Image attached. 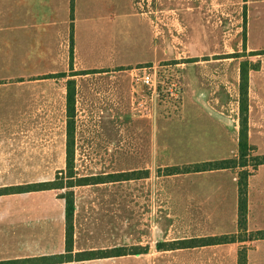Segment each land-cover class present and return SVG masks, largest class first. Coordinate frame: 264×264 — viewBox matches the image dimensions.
<instances>
[{
    "label": "crops",
    "instance_id": "1",
    "mask_svg": "<svg viewBox=\"0 0 264 264\" xmlns=\"http://www.w3.org/2000/svg\"><path fill=\"white\" fill-rule=\"evenodd\" d=\"M127 1V10L139 11L141 17L149 18L150 29L146 32L150 37L151 56L146 59L166 58L171 40L264 43V5L257 17L252 9L264 0H180V13L191 14L193 19L173 22L169 17L171 0ZM113 10L123 11L122 0H0V179L8 178L2 172H38V181L0 183V189L53 182L58 175L54 172L67 170L68 81L77 84L81 78L85 82L93 77L113 78L112 74L123 73L122 68H126L117 64L90 71L79 66L81 55L82 58L94 56L92 53L97 52L92 43L105 49L104 58H115L114 53L116 56L122 53L121 45L131 35V27L124 26L115 13L102 16L101 11ZM171 31L178 33L177 38ZM95 37L97 39L93 40ZM238 55V59H245ZM247 55L254 60L239 62V98L235 103L231 102V93L235 92L236 71L229 67L234 62L217 60L226 68L197 72L198 79L188 71L193 63L188 64L184 100L176 119L131 118L130 110H126L123 103L118 104L119 100L118 107L107 114L102 103L91 95L92 91L96 93L94 88H99L89 85V95L83 97V116L76 117L78 175L106 176L133 170L152 172V165H144L143 153L119 147L125 148L126 143L139 134L127 132L129 128L123 123H133L134 128L143 131L144 141L153 151L157 135L159 144H165L162 151L158 148L161 158L168 154L164 153L168 151L166 146L177 149L174 146L180 144L185 147L184 151L176 150L178 154L174 159L178 162L183 153V162L178 166L181 168L237 158L243 64L250 66L249 118H253L255 90L259 92L264 111V49L249 47ZM197 58V55L189 57ZM217 61L215 63L220 64ZM251 61H258L257 67H252L254 62ZM193 67L196 73L197 66ZM256 73L259 82L255 86ZM74 74L78 75L74 77ZM77 87L80 90V85ZM116 92L119 95L120 87H116ZM220 93L226 94V99L219 98ZM79 105L77 92V113ZM205 117L216 124L221 123L220 120L234 122L238 133L230 139L237 143L235 150L219 146L217 130L208 133L204 145L190 142L195 124ZM231 118H235L233 122ZM260 118H264V113ZM175 127L183 130L180 141V135L171 132ZM249 130L250 145L261 151L264 131L260 132L259 139L263 141L260 145L253 143L252 122ZM206 152L211 157H198ZM177 162L161 163L159 166L164 169H159L158 176L151 173L147 179L73 189L74 255L135 247L148 249L145 253L53 264H239L242 245L247 243L239 240L242 232L239 227V179L240 173L250 171V167L165 176L164 171ZM123 163L126 164L120 167ZM43 172H53L55 177ZM65 192L49 190L0 196V263L66 255ZM246 229V233L264 232V166L249 177ZM220 236H234L236 241L202 248L158 250L162 243ZM253 243L252 248H246L248 264H264V240Z\"/></svg>",
    "mask_w": 264,
    "mask_h": 264
},
{
    "label": "rangeland",
    "instance_id": "2",
    "mask_svg": "<svg viewBox=\"0 0 264 264\" xmlns=\"http://www.w3.org/2000/svg\"><path fill=\"white\" fill-rule=\"evenodd\" d=\"M105 2H109V0H105ZM181 2L182 1L180 0H171V7L169 8L172 11L171 14L169 15L171 21L172 22L177 21V20L192 21L193 16L191 14H187L184 12L180 13L178 4ZM127 3H129L127 0H122V7H123L122 12L120 10H117L116 12L115 10L111 12L101 11L102 16H105L106 14L109 15V14L115 13L119 17V19L124 23V26L131 27V35H129L128 39L125 42H123L121 45L122 53L118 52L117 56H116V53H114L113 55L115 56V58L107 59V58H104L103 56L104 54H106L104 53L105 49L102 46H99L98 43H92L91 46H94V49L95 48L97 49V52L92 53L94 54V56L87 55L88 57L82 58L83 55H81L79 58V61H80L79 66L81 68L82 67L86 68L90 71L99 70L102 67H105V66L110 67L111 65H117V64H122L126 68H122L123 73L112 74L114 76L113 78H111V76H106V77H101V78L93 77L94 79L89 80L87 82L82 81L83 78L78 79L77 85H80V90L77 89V92H79L80 105L78 106L79 111L77 113V116L79 118H82L83 116V109H84L83 107L84 98L83 97L89 95L87 92L88 86L93 85L95 87L97 86V88L99 89L94 88L96 90V93L92 91L91 95L96 98L97 102L100 101L102 103V108L106 110L107 114H109L111 110H113L114 108L118 107L116 105V102L119 100L118 104H120L121 102V104L123 103L124 107H127L126 110L127 109L130 110L132 114V115L130 114L131 118L134 117L135 119H138V120L140 119L141 120H153L156 118H164L166 120L176 119L179 112L181 111L182 103L184 100L185 87H186L185 86L186 85L185 75H187L186 70L189 68L188 64L193 63V65H191L188 71L192 73V77L194 76V78L196 77L198 79L199 78L198 73L203 72V70L208 72L210 70L215 71L216 68L218 69L220 68L223 69V67L226 68V66H222L220 61H217V60H222V59H229L231 60L229 62H234L233 65L229 66L230 68H234L236 71V75L234 77L235 92L231 93L233 95V98H231V102L235 103L238 101L237 99L239 98L238 96L239 92L237 91V88H238L237 69L239 66V62H242L247 59L252 60L253 58H250L247 55L249 47H252L253 49H264V43H256L252 41H250V43H246V42H243V43L242 42L183 43V42L171 40V42L169 43L170 53L168 56H166V58L157 59V60L146 59L151 56L150 55L151 50L148 48V46L151 45L149 43L150 37H147L148 34L146 32L148 28L150 29V24L147 21L149 20V18L141 17L139 11L135 10L132 12L130 10H127V7H129ZM263 5L264 3H259L258 6L256 7L253 6L252 9L256 17L258 15V11ZM252 21H254V16L252 18ZM201 28H209V27H201ZM171 35L176 36L178 35V33L176 31H171ZM175 38H177V36ZM95 39H97V37H95L93 40ZM117 45L119 46V44ZM237 54H239L238 56H244L245 59L234 58L235 56H237ZM192 55H197L198 58L189 59V57ZM139 58H143V59H139ZM216 61L219 62L220 64H216L215 63ZM206 62H214V64L216 65H206L207 64ZM251 62L256 63V64L252 63L251 64L252 67H257L258 61H251ZM139 63H143V64H139ZM194 63L197 65H194ZM143 66H156L159 72V79L161 81V90H162L161 94L162 95L160 97H157L154 100V102L151 103V104H154V111H153L151 118L136 117L135 112H133V106H132L133 83H132L131 76H130V70L136 67H143ZM193 66H197L196 73L194 69H192V68H195ZM107 69H112V68H107ZM208 78H209V75H208ZM258 82H259V75L258 73H256L254 75L255 86L257 85ZM172 84H177L179 86V93H178L177 98L171 96L169 93V90L171 89ZM116 87H120L121 89V92L119 93V95L116 92ZM137 91L141 93L143 92L141 89H137ZM99 92H101L100 95L99 96L96 95ZM253 95H254V99L252 100V105L254 107L253 118H249V126H250V122H252L253 128H254L253 143H259L261 145L263 144V141L260 142L259 136H260V132H262V130L264 131V129H261L262 127H264V118H260V117L262 116L264 111L261 108V102L258 97L259 92L255 90L253 92ZM219 98L223 100L226 99V94L220 93ZM249 98H250V90H249ZM227 99H229V97H227ZM249 103H250V99H249ZM99 114L100 113L97 111V116ZM97 116L96 118H98ZM249 117H250V114H249ZM208 118L210 117H205L203 118V120H201V122H197L195 124L197 126L193 128L194 134L192 135V137H189L190 142H193V143L200 142L202 143V145H204V142L208 140V133L210 131L214 132L217 130L219 131V134H220V140H217L220 143L219 146L225 145L228 149H232L233 147L235 150V148L237 147V143L236 141L232 143L230 139L231 136L236 137L238 133L237 129L234 127L235 124H233L234 123L233 120L235 118H231V121L233 123H230L229 121H226V123H224L222 120H220L221 123L217 122V124L215 123V121L208 119ZM134 125L135 124L133 123L132 125L130 123H123V126H126L129 128L127 132H134V133L137 132L139 134H136L135 138H133L135 140H129L124 146L125 148H122V146H119V147L125 150L134 149L139 153H143V156L145 159L144 165L146 167H147V164L152 165V172L149 170L150 174L153 173L155 176H158L159 169H164V167L159 166L161 163L177 162L176 160H174L175 154H178V152H181V150L184 151L185 147H182L180 144H177V147L176 145L174 146L177 149H173L172 146L170 147L166 146L165 149L168 148V151L164 150V153L165 154L168 153V154L161 158V156H159L158 148L160 147L162 151V147H164L165 144L164 145H162L161 143L159 144V141H158L159 137L156 135V144L155 146H153L155 147V151H153L151 145L148 146L147 142L144 141L145 133L141 131L143 128H141L140 130L141 132H139L137 128H134ZM182 131L183 130L179 129V127H175L171 132H174L175 134L180 135L179 136L180 138L178 139L180 141ZM226 133L228 135H226ZM249 136H250V130H249ZM212 137L215 138L216 135H212ZM140 140H143V142H141ZM251 146L254 148V151L253 153H251V157L249 161H252L253 158H255V156H264L263 154H260L264 152V147H262L261 151H259L258 147H256L255 145L251 144ZM176 150H178V152ZM182 154L183 153H181L179 156L180 157L179 161L177 163H172L173 165H170L169 167L174 168L175 166L176 167L180 166V163L183 162ZM209 155L211 154L206 152V155H203V156L198 155V157H202L200 159H207L208 157H211ZM205 156L206 158H204ZM253 163L254 161H252V164ZM125 164L126 163H123L122 166L120 167H123ZM137 165H140V164H135L134 166H137ZM148 169H150V167ZM148 169H139V170H148ZM249 170H250L249 171L250 173H253L255 169L252 168V166H250ZM134 171H138V170L122 171V173L134 172ZM96 172L104 173V171H99V172L96 171ZM2 173L8 178L0 179V183H8V182L22 183L24 181L26 182L38 181V172H2ZM7 173H10V175H8ZM43 173L51 177L61 172L60 171L54 172V175H53V172H43ZM66 176H67L66 174L60 175V180L62 179L63 182L67 184L68 183L67 180H64ZM60 193L61 192H59V194ZM0 205H2L1 200H0ZM246 231L247 229L243 230L240 234L241 240L247 242L242 245L244 247V250H246V248L247 249L252 248V244H254L253 243L254 240L259 236V233H246Z\"/></svg>",
    "mask_w": 264,
    "mask_h": 264
},
{
    "label": "trees",
    "instance_id": "3",
    "mask_svg": "<svg viewBox=\"0 0 264 264\" xmlns=\"http://www.w3.org/2000/svg\"><path fill=\"white\" fill-rule=\"evenodd\" d=\"M237 58V56H236ZM74 74L72 76H77ZM68 127H67V170L58 174L53 182L31 184L25 186H17L0 189V196L13 194H26L49 190H66L63 198L66 201V255L29 259L23 261H14L0 264H53L73 261H89L96 259H106L112 257H123L128 255H140L145 253L146 248H118L114 250H100L92 252L78 253L74 255V214L75 199L73 189L89 185H98L106 183L124 182L131 180L147 179L150 177L149 171H138L120 174H110L106 176L80 177L76 171L75 155H76V103H77V84L76 81H68ZM249 88H250V66L243 64L240 73V131H239V155L235 159L208 162L189 166L185 168L174 167L164 171L165 176L179 175L183 173H200L226 169H246L252 166L255 170L264 166V156H255L249 161L254 148L249 142ZM66 174L67 184L60 180V175ZM252 175L248 170L240 173L239 179V227L240 231L246 229L248 217V181ZM61 181V183H60ZM239 240L241 237L239 236ZM255 240H264V232H259V236ZM234 236L208 237L200 239H192L186 241H177L171 243H162L158 245L159 251H176L180 249L202 248L215 245H223L234 243ZM239 264H248L247 250L242 249L239 254Z\"/></svg>",
    "mask_w": 264,
    "mask_h": 264
},
{
    "label": "built area",
    "instance_id": "4",
    "mask_svg": "<svg viewBox=\"0 0 264 264\" xmlns=\"http://www.w3.org/2000/svg\"><path fill=\"white\" fill-rule=\"evenodd\" d=\"M130 76L133 83V112L138 118H151L154 111V104L151 103L162 95L158 69L156 66L136 67L130 70ZM137 89L143 92H138ZM169 93L177 98L179 86L172 84Z\"/></svg>",
    "mask_w": 264,
    "mask_h": 264
}]
</instances>
